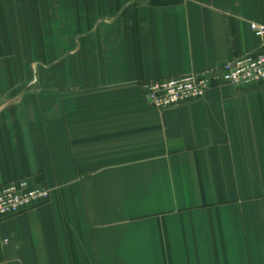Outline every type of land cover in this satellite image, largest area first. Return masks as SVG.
<instances>
[{
    "label": "crops",
    "instance_id": "obj_1",
    "mask_svg": "<svg viewBox=\"0 0 264 264\" xmlns=\"http://www.w3.org/2000/svg\"><path fill=\"white\" fill-rule=\"evenodd\" d=\"M264 0H0V264H264V82L158 110L145 84L255 50Z\"/></svg>",
    "mask_w": 264,
    "mask_h": 264
},
{
    "label": "built area",
    "instance_id": "obj_2",
    "mask_svg": "<svg viewBox=\"0 0 264 264\" xmlns=\"http://www.w3.org/2000/svg\"><path fill=\"white\" fill-rule=\"evenodd\" d=\"M258 39L255 50L225 63L220 70H207L179 77L158 78L145 84L149 103L158 110L202 98L214 85L244 87L264 82V19L250 21ZM51 189L17 179L0 186V223L50 199Z\"/></svg>",
    "mask_w": 264,
    "mask_h": 264
}]
</instances>
